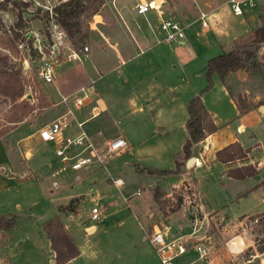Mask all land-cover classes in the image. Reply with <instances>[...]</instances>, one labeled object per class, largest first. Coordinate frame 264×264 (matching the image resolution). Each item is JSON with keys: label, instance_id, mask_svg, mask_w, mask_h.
<instances>
[{"label": "rangeland", "instance_id": "374dc122", "mask_svg": "<svg viewBox=\"0 0 264 264\" xmlns=\"http://www.w3.org/2000/svg\"><path fill=\"white\" fill-rule=\"evenodd\" d=\"M102 2L98 13L90 15V9L86 8L79 14L77 20L81 27L80 33H74L73 37L67 34L69 47L78 53L80 59L68 58L67 54L71 52L68 48L64 52L60 51L59 62L55 66L58 74L56 80L45 84L38 78L36 66L38 45L48 50L52 42L48 37L46 13L37 12V8L28 2L29 5L23 8L19 0H0L1 60L14 70L21 67L19 78L24 87V95L18 101L23 99L33 106L21 121L10 123L8 120L17 107L9 98L0 95V133H4L0 138L22 156L25 152L32 153L31 156L28 154L31 168L26 169V159L19 158L25 173L18 176L20 186L0 194V204L7 207V211L0 213H16V227L22 235L21 239L30 240V233H35L34 241L41 245L42 251L44 222L59 219L67 225L68 232L82 253L76 264H157L155 251L148 239L150 225L156 224L172 230L174 234L184 233V230L189 232L194 227L192 223L198 222L200 225L205 215L201 211H212L206 214L209 220L203 224L202 229L210 236L218 261L221 259L223 264H260L258 259L253 258L252 249L238 256H227L224 252V242L232 235V229L237 221L247 215L260 217L255 229V246L258 251L264 249V194H261L259 187L256 188V178L229 179L225 164L212 160L211 153H207L203 163L196 164L193 161L187 164L194 153L191 150L185 156L181 152L186 138V130L181 125L184 111L182 115L180 110L176 111L178 116L169 122L166 112L155 121L146 117L148 111L139 115L131 111L136 108L135 104L146 106L147 101L152 108L159 106L163 109L174 93L183 102L200 93L201 98L204 95L210 108L216 112L220 129L227 131L226 123L232 122L228 120L231 115L229 105L216 75L211 76V85L206 88L209 82L204 67L209 57L229 50L232 32L222 39H216L213 35L206 39L198 38L194 34L196 24L192 27V35L189 27L184 28L186 45L159 43L153 51H145L140 55L136 54L138 48L134 44L128 45L124 53L116 43L117 39L109 38L126 60L120 64L115 50L107 46L104 37L119 31L117 34H122L124 41L122 46H126L124 37L131 39L126 30L131 31L136 26L142 33H150L149 26L144 17L133 18L136 17L133 7L138 0H117L115 8L110 0ZM167 2L170 3L169 0ZM121 16L126 24L122 25ZM175 18L186 23L180 17ZM149 20L153 28L157 29L155 17L151 15ZM14 32L19 33L17 38L13 36ZM27 33L29 38L24 36ZM82 33L84 37L80 41L78 37ZM262 44H255L256 54ZM84 45L89 46L88 55L81 52ZM104 59L106 61H101ZM252 61H255L256 66L251 71L238 69L239 72L234 70L224 77L232 96L236 94L238 99H242L243 93L245 95L243 100H237L240 110L257 107L264 102V63L259 62L257 56ZM99 62L104 67L107 63L114 64L117 69L110 72L112 66H109L108 70L101 68L97 74L95 69ZM142 77L146 79L138 82ZM81 84L87 88L91 85L95 87L96 95H89L88 92V99L94 105H98L97 100L107 102L113 124L122 130V134L132 127L129 131L131 138L126 135L125 139H130V147L135 149L126 148L119 153H107L101 162L94 161L88 167L72 170L67 163L60 165L54 156L53 146L35 141L34 133L57 117L63 108L57 101L61 94L67 95ZM82 95L81 91L70 95L69 103L72 106L67 110H74L77 107L75 99ZM85 101H82L83 104L88 102ZM83 110L85 112V108ZM158 125H162V128L167 126L168 133L165 135ZM15 127L19 128L9 133ZM71 127L73 132L76 131L75 123H71L68 129ZM146 127L156 130L153 131L154 136L162 148L140 144L153 135ZM20 137L23 139L19 141ZM106 139L101 137L102 144ZM104 149L96 151L105 153ZM178 151L179 154L174 157ZM136 153L139 154L137 161L134 159ZM175 159L181 163L180 171L175 174L157 175L136 171L141 166L172 169ZM116 179L123 180L120 188L115 186ZM261 184L264 187V181ZM155 190L159 192L157 201L153 196ZM193 193L199 197L201 211L191 208L195 205ZM74 197L79 199L78 204L72 205L74 211L69 213L58 210L59 205L67 204ZM94 206L102 211L100 220L91 219V208ZM176 207L179 208L174 210ZM173 210L179 212L171 218ZM228 215L238 219L231 220ZM8 233L9 237L12 236L13 230ZM196 256L190 242L185 254H181L175 261L179 264L183 259L191 260ZM251 259L253 261L247 262ZM194 264L202 263L197 261Z\"/></svg>", "mask_w": 264, "mask_h": 264}, {"label": "crops", "instance_id": "0c3cea01", "mask_svg": "<svg viewBox=\"0 0 264 264\" xmlns=\"http://www.w3.org/2000/svg\"><path fill=\"white\" fill-rule=\"evenodd\" d=\"M169 1L170 3L168 4L167 0H165L164 6H163L164 15L167 17L175 16V17L182 18L186 22L184 23L186 27H189L190 35H192L193 33L192 27L196 24H197V28L195 29L194 34L198 38L205 37L206 39L207 37H209V35H213L216 39H222V38L228 37V35H230V33L232 32L233 38L229 43L230 44L229 50L232 49L233 42L235 39H237L243 34L251 30H254L260 26L261 6L264 5V0H246L247 4L244 6L243 14L240 16H235L230 10L229 0H169ZM200 12H205L209 16L210 23L207 28L200 26V22L198 20V16ZM135 16L136 17H133V18H137V19L142 18V16L137 15V14H135ZM121 19L123 20L122 25L126 24L124 17L121 16ZM231 23L235 24L236 26H233ZM149 30H150L149 31L150 33H142L141 31L137 29L136 26L132 27L131 31L126 30L132 39V41H130L131 39H129V37L127 36L124 37V40L126 41V44H127L126 46H122V42L124 43V41H123L122 34H117V32L119 31L112 32L109 34V36L107 35V37L105 36L104 38L108 44L107 46H110L115 50V53L117 55V58L120 61V64H123L124 62H126V60H124L122 53L119 52L115 44H112L111 41H109L108 39L109 38L117 39L116 43L120 46V49L122 48V52L124 53L127 52L128 45L134 44L138 48V52L136 54L140 55V54H143L145 51H153V49L156 47L155 45H158L159 43H164V42H158L160 35H158L157 32L152 27H149ZM126 34L127 33H125V35ZM185 41L186 40L182 38L179 41H175L171 43H175L178 45H186ZM164 44H170V43H164ZM229 50L218 52L215 55L209 57L206 61V65L210 58L222 52H227ZM261 50H262V47L259 50V53H258L259 55L261 54ZM97 51H100V50L97 49ZM259 55H257V58L259 62H261ZM101 61L104 62L106 61V59L101 60ZM189 61H191V59ZM107 64L108 65L104 67L99 62L98 66H96V69H95L96 73L99 74L101 72L100 70L101 68L102 69L105 68V70H108L109 66H112V68L110 69V72L111 71L113 72L115 69H117L116 66H113L114 64H110V63H107ZM205 67H204V71H205ZM237 71L238 69L235 70L234 72H237ZM230 73H232V71L229 72V74ZM57 75L58 74L56 73L54 81L56 80ZM214 75L217 76L218 78L217 80L218 82H220V89L222 91V94L226 98L227 100L226 102L229 105L228 108H230L229 112H231V115H230V118H228V120L231 119L230 121L232 122L229 123L228 121L226 123L227 131L220 129V125L217 123L218 121H217L216 112L212 108H210L208 104V100L203 95L202 101L205 107L207 108V110L212 114L214 122L217 125V130L214 133L208 134L200 142L193 144V146L191 147V150L194 153V156L191 157L192 161H196V164L203 163L204 159L207 157V153H211L212 160L215 161L216 160L215 153L217 150L223 148L229 143L238 141L241 144V146L246 150V156L243 159H238L232 162L223 163L226 166L225 171L228 168L234 167V166H242L246 164L256 165L257 173L254 176H252V178L253 177L256 178V183H257L256 188L259 187V189L261 190V194L263 195L264 187L262 186L261 182L264 181V102L263 104H259L257 107L252 106L251 108H247L246 110L241 111L239 109V106L237 105V100H243L245 96L244 93L242 95V99H238L236 97L237 96L236 94L232 96V92L229 93L230 90L226 85L225 79L221 80L217 74L214 73ZM89 79H93V78L90 77ZM145 79L146 78L142 77L141 80L138 79V82H142ZM82 87H84L83 84L76 87L74 90H72L71 93H68L67 95L61 94L60 99H58L57 101H58V104H60V106H63V108L60 109V112L57 115V117L65 113L67 108H70L72 106L69 103L70 95L73 96V94L77 92L79 93ZM88 88H89L88 89L89 95L90 94L96 95L95 87L91 85ZM89 95L82 99V101L88 100L87 103L83 104L82 102L83 107H80L81 106L80 105V106L75 107L74 110L72 109L70 110L74 113V115L76 113L75 117L77 121L82 122V128L85 131V133L88 135L90 140L92 139L91 141H93L92 143H93L94 149L97 151L102 150L105 147L106 143L115 137L120 136L125 139V136L129 135V137L131 138L129 131L132 130V127H129V131L126 128L127 130H124V131L125 132L127 131V132L125 134H122V130L120 128L117 129L113 124V121L111 119V113L108 111L110 107L107 104V102L104 100H97L99 106L91 104V100L88 99ZM63 98H66V100H63ZM187 102L188 100L185 102L181 101L179 97L174 93L173 96L170 97L169 100L167 101L166 103L167 106L164 107L163 109L159 108V106H157L158 108H152L151 103H148L147 101L146 106H144L143 104H135L136 108H133L131 111H132V114L134 115L144 114L145 111H148V114L146 115V117H148L149 119H154L155 121L158 120L159 116L163 112H166L168 122L172 118H175L176 116H178L177 113H175L176 111L180 110L181 115H182V112L184 111V116H182L183 120H182L181 125L184 126L186 130L185 122L187 119V111H186ZM89 105L90 107L88 108ZM148 106H149V110L147 109ZM83 108H85V112L84 110L82 111ZM81 116L82 118L80 119ZM73 123L76 124V122L74 121L72 122V124ZM131 123L132 125H134L133 121ZM70 126L71 124L63 131L64 138H72L76 134H78V131H79L78 128L76 127V131L73 132L72 127L68 129ZM158 126L161 127L165 135L168 133L169 128L167 126H165L164 128H162V125H158ZM18 128L19 127L13 128L9 133L15 132ZM146 130L148 132H150V130L152 132L156 131L154 129L152 130V128H147V127H146ZM159 133L160 132L158 131V135ZM152 134L153 135H151L147 139H144L140 144L141 145L150 144L151 147L155 145L157 148L158 147L162 148V146L160 145V142L156 141L157 139L154 136L155 133L153 132ZM34 136L36 138L35 141L37 140L41 142L38 137L37 130L35 131ZM102 136L107 137V139L103 142V144L101 142ZM22 139L23 138L20 137L18 140L20 141ZM186 139H187V130H186L185 140ZM126 142H127V147H126L127 150L135 149L133 147H130V139H127ZM45 144L53 146L54 148L53 152H54L55 150L54 144H51V143H45ZM179 152L180 151L174 154V157H176ZM28 154L31 156L32 154L31 151L27 153L25 152L24 156H22V154H19V152L14 147L7 146L5 142L3 141V139L0 138V194L3 195V193L7 192L8 189H12L13 187L17 188L18 186H20V180L18 179V176L21 177L22 176L21 174L25 172L23 170L22 163L20 162L19 158L26 159V169L31 168L30 167L31 164L29 162L30 158L28 157ZM54 156L56 159L59 160L60 165L64 164L60 160V158H58L55 155V153H54ZM138 157H139L138 153L134 154V159L136 161ZM56 172L59 173L58 170H56ZM228 178L234 179L231 177H228ZM247 178H251V177H247ZM120 180L123 182L122 179ZM115 186L117 188L121 187L120 185H117V184H115ZM253 187L255 186H252V188ZM193 194H194L195 205L191 206V208L201 211V203H200L199 197L197 193H193ZM123 198L125 199V197ZM197 199L199 201H197ZM5 207L6 205L0 204V212L7 211ZM178 212L179 211H174V213H172L170 217L172 218ZM201 212H203L205 215L203 218H201L200 225L198 226L197 224L198 222L192 223L194 227H192L193 229L191 231L188 232L184 230V233L179 232L176 234H174L172 230L167 229V231L171 237H178V236L185 235V237L190 239L189 240L190 242L192 239L195 242H204L205 244L209 245V251H210L209 254L211 255V262L207 261L210 259L209 257L207 258L200 257L192 249L193 252L197 254L196 258H193L191 260L187 258L183 259V261L179 262V264H194L197 261L201 262L202 264H223L221 259L220 261H218V257H216L215 255L216 252H213V245H211L210 236L204 233V229H202L203 224H205L206 221L209 220V218L206 217V214H209L212 211L211 212L201 211ZM228 216L229 218L231 217L230 215ZM248 216H251V215L244 216L242 220H244ZM70 219H72V217ZM237 219L238 218H232L231 220H237ZM242 220L237 221L236 226L234 225L235 228L232 229L233 230L231 232L232 235L240 231L239 225ZM17 230H18L17 227H15L13 229V233H11L12 236L10 237L8 236L10 233L5 234L4 236L6 237H3V235L0 233V264H48L49 261H54L55 252L51 247V241L49 237L47 236V234L45 233V231H42L44 232V235H45V238L42 241L44 251H42L41 245L36 240L34 241V238L36 237L35 233H30V238H29L30 240H23L21 239L22 235L19 234ZM1 239H4V241L3 240L1 241ZM79 252L80 253L76 257L70 259L64 264H76L78 258L82 254L80 250ZM175 264H176V261H175Z\"/></svg>", "mask_w": 264, "mask_h": 264}, {"label": "built area", "instance_id": "2783aa9c", "mask_svg": "<svg viewBox=\"0 0 264 264\" xmlns=\"http://www.w3.org/2000/svg\"><path fill=\"white\" fill-rule=\"evenodd\" d=\"M69 1L72 0H25V2L30 3L41 12L46 13L48 18V30L52 42L49 45L48 50H44L40 45H38V62L36 66L38 78L45 84L54 82L56 76L55 66L56 63L59 62L58 56L60 51L64 52L65 48H68L71 50L70 54H67L68 58L80 59L78 53L69 47L67 33L57 20V8ZM116 1L117 0H110V4L114 8ZM164 3L165 0H138L133 8L137 15L146 19L149 27L153 28L149 20V16L153 15L155 17L157 29H153L158 35H160L158 42L163 41L171 43L179 41L184 37V28L186 25L178 21L175 17H167L164 15ZM246 4V0H229L230 10L235 16L243 14L244 6ZM198 20L201 27L207 28L209 26L210 22L207 13L200 12ZM81 52L84 55H88L89 46L84 45ZM88 89L89 88L87 87H82L80 89V91L83 92V95L75 99L76 106L82 105V99L88 96ZM63 100H66V98H63ZM73 121L76 122L78 127V134L72 138H64L63 131ZM37 131L40 141L43 143L54 144L55 155L60 158L64 164L67 163L72 170H79L88 167V165L92 162L94 163V161H100L107 153H119L127 147L126 140L119 136L106 143L104 149L106 150L105 153H98L94 149L92 141L83 130L82 122L77 121L74 113L70 109L52 121L41 126ZM64 167L65 166H63V168ZM114 183L120 185L122 184V181L120 179H116L114 180ZM101 217L102 211L96 206L92 207L91 219L96 221L100 220ZM259 219L260 217L251 215L240 222V231L231 235L224 242V252L227 256H238L252 249L254 252L253 258L258 259L260 264H264V249L258 251L255 246V238L257 237L255 229L257 228ZM148 239L155 251L157 264H175V260L181 254L185 253L188 245H190V239L185 237V235L171 237L167 229L159 227L156 224L152 225ZM191 243L192 249L200 257H209L210 259L207 261L211 262L209 245L204 242H195L193 240H191ZM250 261L253 260H247V262Z\"/></svg>", "mask_w": 264, "mask_h": 264}, {"label": "trees", "instance_id": "16d2710c", "mask_svg": "<svg viewBox=\"0 0 264 264\" xmlns=\"http://www.w3.org/2000/svg\"><path fill=\"white\" fill-rule=\"evenodd\" d=\"M19 2L23 8L29 5L27 2L22 0H19ZM102 4V0L69 1L57 8V20L67 30V34L70 37H73L74 33H80L81 27L79 21L77 20L79 14L88 8L90 9V15H94L98 13ZM36 11L39 12L40 10L36 9ZM20 19L22 20V14ZM260 21L261 24L258 28L235 39L231 50L222 52L208 60L205 67V74L209 83L206 88L211 85V76L214 73L217 74L221 80H224V77L231 71L237 69L251 71L255 68L256 63L255 61H252L257 56L255 44L259 45L264 43V5L261 6ZM18 35L19 33L14 32L13 36L17 38ZM24 36L25 38L30 37L28 33ZM48 37H50L49 32ZM83 37L84 34L82 33L79 35L78 39L81 41ZM1 59L3 58L0 56V95L9 98L10 102L17 107L16 111L13 112L8 120L10 123H14L21 121L26 116L28 110L33 109V106L29 104V101L23 99L18 101L24 95V87L19 78L22 71L21 67L19 66L16 70H14ZM186 111L187 119L185 127L187 130V139L182 146L181 152L185 156H188L191 152L193 144L200 142L208 134L214 133L217 130V125L214 122L212 114L205 107L200 93L188 100L186 104ZM3 134L4 133H0V137ZM215 156L216 160L228 163L238 159H243L246 156V150L238 141H235L217 150ZM180 166V161L175 159L174 168L172 169H153L141 166L136 171L139 173L145 172L146 174L171 175L178 173L180 171ZM256 173V165L252 164L234 166L226 170V175L234 179H244L246 177L254 176ZM158 195V190H155L153 193L155 201L158 200ZM78 203L79 199L77 197L71 198L67 204L59 205L58 210L64 212L68 211L70 213L74 211L72 205ZM178 208L179 207H176L174 210H177ZM16 219V213L10 215L0 213V233L3 237H6L4 235L16 227ZM151 228L152 225L149 226L150 230ZM43 230L49 237L51 247L55 252L54 264H64L80 253L67 228L59 219H49L45 221L43 224Z\"/></svg>", "mask_w": 264, "mask_h": 264}, {"label": "water", "instance_id": "95a60500", "mask_svg": "<svg viewBox=\"0 0 264 264\" xmlns=\"http://www.w3.org/2000/svg\"><path fill=\"white\" fill-rule=\"evenodd\" d=\"M261 47H262L261 54L259 55V54L257 53V55L260 56V60H261V62L264 63V43L262 44ZM259 50H260V48H259ZM259 50H258V51H259ZM191 161H192V158H190V159L188 160L187 164H188V163H191ZM51 264H54V261H52Z\"/></svg>", "mask_w": 264, "mask_h": 264}, {"label": "bare ground", "instance_id": "6f19581e", "mask_svg": "<svg viewBox=\"0 0 264 264\" xmlns=\"http://www.w3.org/2000/svg\"><path fill=\"white\" fill-rule=\"evenodd\" d=\"M193 161H191V163H192Z\"/></svg>", "mask_w": 264, "mask_h": 264}]
</instances>
